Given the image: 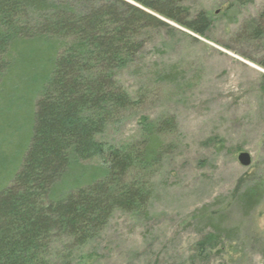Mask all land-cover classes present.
<instances>
[{
  "label": "rangeland",
  "instance_id": "obj_1",
  "mask_svg": "<svg viewBox=\"0 0 264 264\" xmlns=\"http://www.w3.org/2000/svg\"><path fill=\"white\" fill-rule=\"evenodd\" d=\"M182 4L191 17L205 13L207 31L195 35L169 22L172 28L149 33L133 61L114 73L134 105L95 136L126 144L141 137L144 122L173 117L146 212L114 209L82 245L54 236L50 264H264V0ZM16 79L14 69L0 78L1 95L9 94L22 112L10 86ZM25 118L27 110L20 114ZM24 138L15 134L0 147V186L4 168L19 166L11 152ZM238 152L249 153L248 167L239 164ZM99 164L94 158L72 167L57 182L58 194ZM253 189L257 203L248 211L238 197Z\"/></svg>",
  "mask_w": 264,
  "mask_h": 264
},
{
  "label": "trees",
  "instance_id": "obj_2",
  "mask_svg": "<svg viewBox=\"0 0 264 264\" xmlns=\"http://www.w3.org/2000/svg\"><path fill=\"white\" fill-rule=\"evenodd\" d=\"M182 1L0 0V78L15 70L10 86L24 109L15 111L13 98L1 95L2 81L0 147L15 134L25 137L11 152L19 166L4 168L0 186V264H50L54 236L82 245L114 209L146 212L173 117L144 122L141 137L126 144L95 136L134 105L114 73L133 61L149 33L172 28L169 22L195 35L207 31L205 13L191 17ZM94 158L100 160L94 172L58 194L57 182ZM255 190L238 197L248 211L257 203Z\"/></svg>",
  "mask_w": 264,
  "mask_h": 264
},
{
  "label": "water",
  "instance_id": "obj_3",
  "mask_svg": "<svg viewBox=\"0 0 264 264\" xmlns=\"http://www.w3.org/2000/svg\"><path fill=\"white\" fill-rule=\"evenodd\" d=\"M237 154H238L237 160H238L239 164L244 166V167H248V165L250 163V155H249V153L238 152Z\"/></svg>",
  "mask_w": 264,
  "mask_h": 264
}]
</instances>
